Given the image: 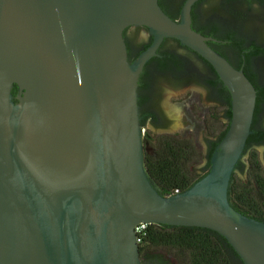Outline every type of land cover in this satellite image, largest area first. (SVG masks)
<instances>
[{
    "label": "water",
    "instance_id": "water-1",
    "mask_svg": "<svg viewBox=\"0 0 264 264\" xmlns=\"http://www.w3.org/2000/svg\"><path fill=\"white\" fill-rule=\"evenodd\" d=\"M198 1L175 21L159 0H0V264H143L142 223L214 231L264 264V222L229 201L258 93L192 28ZM140 26L153 41L130 62L125 31ZM165 39L205 59L232 99L210 171L172 196L146 169L139 105Z\"/></svg>",
    "mask_w": 264,
    "mask_h": 264
},
{
    "label": "trees",
    "instance_id": "trees-1",
    "mask_svg": "<svg viewBox=\"0 0 264 264\" xmlns=\"http://www.w3.org/2000/svg\"><path fill=\"white\" fill-rule=\"evenodd\" d=\"M159 54L164 57L150 61L140 80L139 105L143 128L148 120H154L156 127L164 125L157 122L156 112H154L159 108L158 100L161 85L164 82L170 83L173 88L191 84L204 86L229 105V112L226 115L228 123L222 124L221 132L217 131L219 124L216 115H210L206 120L209 136L207 140L209 165L205 173H198L195 169L197 165L203 163L204 156L193 140L180 139L171 135H159L153 138L147 131L144 140L147 141L145 161L149 177L162 196H172L185 192L210 171L211 156L229 129L232 118V99L213 67H208L209 70L204 74L195 73L193 70L186 71L182 59L172 53L169 48L162 46ZM153 64L158 71L149 82L147 69ZM247 77L255 85L259 96L252 126V131L255 133L249 137L248 141L264 143V125L256 124L261 118L258 113L264 109V86L255 84V79L249 74ZM150 86L155 89L152 99L144 92ZM18 94L19 87L15 85L13 95L17 97ZM240 168V172L245 170L244 165ZM248 168L246 181L242 180L238 174L233 175L229 201L237 212L264 222V168L259 160L258 152H252ZM139 248L143 264H244L224 237L214 231L197 227L149 224L146 235L141 237Z\"/></svg>",
    "mask_w": 264,
    "mask_h": 264
},
{
    "label": "flooded vegetation",
    "instance_id": "flooded-vegetation-1",
    "mask_svg": "<svg viewBox=\"0 0 264 264\" xmlns=\"http://www.w3.org/2000/svg\"><path fill=\"white\" fill-rule=\"evenodd\" d=\"M186 1L187 0H159V3L166 14L173 20L180 21L181 11ZM191 15L192 28L207 39V44L213 50L226 58L234 68L243 70L246 75L249 74L254 78L255 84L264 86V81L262 80V74H264V0H199L193 5ZM253 22L255 23L253 24ZM131 32L133 33L132 35H130ZM142 33L147 36V40L137 42L138 39H136V37ZM125 39L128 45L130 62H133L153 41L149 29L144 26L128 28L125 31ZM166 40L168 41L166 42ZM144 45L146 47H143ZM162 46L169 48L172 53H175L176 56L182 59L186 71L193 70L195 73L204 74L209 70L208 67H212L200 55L188 47L183 46L180 41L176 39H165L161 47ZM159 50L158 57L155 58L164 57L159 54ZM147 71H149L148 81L150 82L151 77L156 74L158 69L153 64L149 66ZM145 72L144 69L143 73ZM193 86H200L206 89L208 100L217 105L218 108L215 107L213 110L214 112L211 111L208 113L206 118L208 119L210 115H216L219 124L217 131L221 132L222 124L228 123L226 115L229 112V105L218 95H213L211 89L209 90V88L201 85L191 84L181 88H173V90L177 92L178 90L188 87L192 88ZM144 92L150 95L147 96L152 99L155 89L150 86V88L145 89ZM159 96V108L154 112H156L157 122L164 125L156 127L154 120H148L143 128L144 138L147 131H149L151 136L154 133L175 136L169 133L171 130L170 118L160 103L162 98L161 92ZM258 116H261V118L256 124L261 125L264 118V109L258 113ZM254 133L253 131L252 135H254ZM146 144L147 141L145 142L144 140V145L147 149ZM207 146V153L203 155L204 160L201 164L200 173H205V171L208 170L209 161L207 154L209 145L207 144ZM258 148H264V143L247 142L243 160L238 164L237 171L234 174L241 171L240 167L244 165L245 170L242 173L246 175L247 180L250 156L252 152H258ZM244 160H246V164Z\"/></svg>",
    "mask_w": 264,
    "mask_h": 264
},
{
    "label": "rangeland",
    "instance_id": "rangeland-1",
    "mask_svg": "<svg viewBox=\"0 0 264 264\" xmlns=\"http://www.w3.org/2000/svg\"><path fill=\"white\" fill-rule=\"evenodd\" d=\"M255 22H253L254 24ZM133 33L131 32L130 35ZM145 34H140L136 37L137 42L147 40ZM264 81V74H262ZM161 105L167 112L170 118V134L177 136L180 139H191L196 144L200 152L205 155L207 153V125L206 116L217 107L214 103L208 100L207 90L200 86H193L192 88H185L174 92L170 83H162L161 85ZM264 125V118H263ZM163 133H154L153 138ZM259 160L264 168V148H258ZM246 164V160H244ZM202 165L195 167L196 171L200 173ZM238 176L246 181V175L238 171Z\"/></svg>",
    "mask_w": 264,
    "mask_h": 264
},
{
    "label": "built area",
    "instance_id": "built-area-1",
    "mask_svg": "<svg viewBox=\"0 0 264 264\" xmlns=\"http://www.w3.org/2000/svg\"><path fill=\"white\" fill-rule=\"evenodd\" d=\"M144 131V130H143ZM147 225L148 224H139L135 231H136V234L138 236V243L141 241V237L145 236L146 235V229H147Z\"/></svg>",
    "mask_w": 264,
    "mask_h": 264
}]
</instances>
